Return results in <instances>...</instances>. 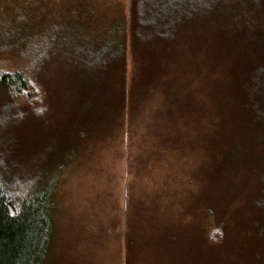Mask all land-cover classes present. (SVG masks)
<instances>
[{
  "label": "rangeland",
  "instance_id": "rangeland-1",
  "mask_svg": "<svg viewBox=\"0 0 264 264\" xmlns=\"http://www.w3.org/2000/svg\"><path fill=\"white\" fill-rule=\"evenodd\" d=\"M128 8L129 0H0V68L11 69L5 58L15 59V53L58 50L49 81L39 84L43 111L34 115L23 108L21 121L20 151L32 155L21 171L38 161L35 144L44 146L46 138L52 171L63 168L51 197L46 264H259L264 242L241 237L250 228L244 218L258 189L252 167L237 163L231 173V165L220 161L219 175L213 169L206 87L213 52H206V36L194 35L196 47L190 41L175 51L160 47L151 52L153 60L127 46L135 95L129 119L113 120V76L100 87L108 96L79 113L90 84L60 57L113 47V35L129 21ZM219 66L213 71L225 69ZM231 131L224 134L234 142ZM72 142L78 148L64 165ZM213 233L223 239L212 241Z\"/></svg>",
  "mask_w": 264,
  "mask_h": 264
},
{
  "label": "trees",
  "instance_id": "trees-1",
  "mask_svg": "<svg viewBox=\"0 0 264 264\" xmlns=\"http://www.w3.org/2000/svg\"><path fill=\"white\" fill-rule=\"evenodd\" d=\"M128 17L123 32L113 35V47L60 57L78 80L90 84L89 98L82 102L79 113L90 112L92 102L103 99L108 90L103 94L100 87L113 76V120L129 119L134 87L128 80L127 46L153 60L156 56L151 52L160 47L175 51L183 41L196 47L200 42L194 35L206 36V52H213L212 67L206 55L203 61L211 68L206 87L212 98L208 107L213 120L209 135L215 152L213 169L219 175L220 161L229 163L228 169L237 163L252 167L258 189L244 218L250 228L241 237L247 243L259 237L264 242V0H129ZM57 51L46 46L15 53L10 56L15 59L5 58L12 68H0V264H46L52 250L51 197L63 168L52 171L53 150L46 138L44 146L35 142L38 161L21 171L32 155L21 152L20 144L24 138L21 121L27 113L23 108L29 107L34 115L43 111L39 84L49 81ZM178 54L179 59L188 60L187 55ZM214 65H224L225 71L214 72ZM231 126L234 142L224 134ZM245 132L247 136H243ZM73 141L78 143V139ZM77 148L72 142L65 149L64 165ZM218 235L213 233L212 241L223 239ZM257 259L264 264V248Z\"/></svg>",
  "mask_w": 264,
  "mask_h": 264
}]
</instances>
